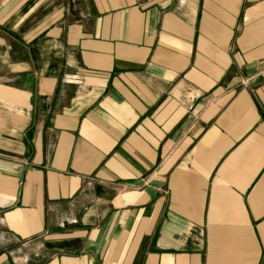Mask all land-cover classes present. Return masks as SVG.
Returning a JSON list of instances; mask_svg holds the SVG:
<instances>
[{
    "label": "crops",
    "instance_id": "1",
    "mask_svg": "<svg viewBox=\"0 0 264 264\" xmlns=\"http://www.w3.org/2000/svg\"><path fill=\"white\" fill-rule=\"evenodd\" d=\"M263 69L264 0H0V264H264Z\"/></svg>",
    "mask_w": 264,
    "mask_h": 264
},
{
    "label": "built area",
    "instance_id": "2",
    "mask_svg": "<svg viewBox=\"0 0 264 264\" xmlns=\"http://www.w3.org/2000/svg\"><path fill=\"white\" fill-rule=\"evenodd\" d=\"M261 72H264V69H263ZM252 80H253V79H251V78L244 79V83H245V84H250V83L253 82Z\"/></svg>",
    "mask_w": 264,
    "mask_h": 264
},
{
    "label": "rangeland",
    "instance_id": "3",
    "mask_svg": "<svg viewBox=\"0 0 264 264\" xmlns=\"http://www.w3.org/2000/svg\"><path fill=\"white\" fill-rule=\"evenodd\" d=\"M245 79H248V78H245ZM243 82H244V79H243Z\"/></svg>",
    "mask_w": 264,
    "mask_h": 264
}]
</instances>
